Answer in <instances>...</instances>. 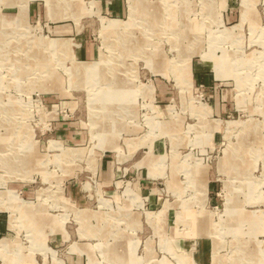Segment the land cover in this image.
<instances>
[{
    "label": "rangeland",
    "instance_id": "374dc122",
    "mask_svg": "<svg viewBox=\"0 0 264 264\" xmlns=\"http://www.w3.org/2000/svg\"><path fill=\"white\" fill-rule=\"evenodd\" d=\"M0 264H264V0H0Z\"/></svg>",
    "mask_w": 264,
    "mask_h": 264
},
{
    "label": "crops",
    "instance_id": "0c3cea01",
    "mask_svg": "<svg viewBox=\"0 0 264 264\" xmlns=\"http://www.w3.org/2000/svg\"><path fill=\"white\" fill-rule=\"evenodd\" d=\"M84 49H85L84 51H86L87 53L92 50L91 43L87 42L86 39H85Z\"/></svg>",
    "mask_w": 264,
    "mask_h": 264
},
{
    "label": "bare ground",
    "instance_id": "6f19581e",
    "mask_svg": "<svg viewBox=\"0 0 264 264\" xmlns=\"http://www.w3.org/2000/svg\"><path fill=\"white\" fill-rule=\"evenodd\" d=\"M26 72V71H25Z\"/></svg>",
    "mask_w": 264,
    "mask_h": 264
}]
</instances>
